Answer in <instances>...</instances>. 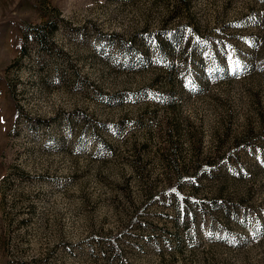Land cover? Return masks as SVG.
<instances>
[{
	"label": "rangeland",
	"instance_id": "obj_1",
	"mask_svg": "<svg viewBox=\"0 0 264 264\" xmlns=\"http://www.w3.org/2000/svg\"><path fill=\"white\" fill-rule=\"evenodd\" d=\"M0 264H264V0H0Z\"/></svg>",
	"mask_w": 264,
	"mask_h": 264
},
{
	"label": "trees",
	"instance_id": "obj_2",
	"mask_svg": "<svg viewBox=\"0 0 264 264\" xmlns=\"http://www.w3.org/2000/svg\"><path fill=\"white\" fill-rule=\"evenodd\" d=\"M174 33H175V30H172L171 32H169V34H170L171 36H174Z\"/></svg>",
	"mask_w": 264,
	"mask_h": 264
}]
</instances>
